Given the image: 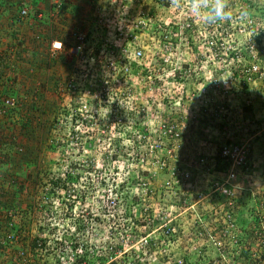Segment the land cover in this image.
I'll use <instances>...</instances> for the list:
<instances>
[{"label": "rangeland", "instance_id": "obj_1", "mask_svg": "<svg viewBox=\"0 0 264 264\" xmlns=\"http://www.w3.org/2000/svg\"><path fill=\"white\" fill-rule=\"evenodd\" d=\"M25 1L22 18L0 0V264H264V0H230L223 23L259 26L222 59L196 32L164 38L200 24L190 0ZM99 16L128 33L85 81L71 34L100 54ZM234 144L249 162L228 207L213 190Z\"/></svg>", "mask_w": 264, "mask_h": 264}, {"label": "built area", "instance_id": "obj_2", "mask_svg": "<svg viewBox=\"0 0 264 264\" xmlns=\"http://www.w3.org/2000/svg\"><path fill=\"white\" fill-rule=\"evenodd\" d=\"M22 1V2H21ZM25 0H20V6L23 10L21 11V17L25 18L27 16V9L24 6ZM244 13V11H243ZM97 23L100 25H103V29L106 33V37H104L103 41H101V51L100 54L96 55V52H93V49L90 47V37L81 31H74L71 34V39L73 40L72 46H71V55L74 57H77L80 60V77L83 78L86 81V75L92 71L91 69L94 68L98 63L102 61L103 58H106L107 56H112L115 52V45L116 42L122 38L128 32H125L126 30L124 28L119 27V33L115 34L114 37L116 39H112L111 35L112 33L109 31V29L113 26V19H103L100 16L96 17ZM141 20V19H139ZM202 20V19H201ZM200 20V24L197 22H194V19L192 17L188 18H182V21H179V23L175 24V28L178 29L174 32L175 35L171 36H177L178 34L187 36L189 33L196 32L197 36H193V39L196 40V38L202 37L201 47L205 48V50L211 54L214 53L216 57L220 56L222 59V55L226 54V51L230 53V55H238L239 48L237 46L236 39L231 38V35L237 33V35H248L251 30L256 29L259 26L258 22H255L252 18H247L245 23L242 25H236V26H229L226 23L218 22L215 24H206L203 21ZM236 20V19H234ZM143 21V20H142ZM264 21V18L263 20ZM139 25H136L138 27ZM174 29V27H173ZM172 31V30H171ZM170 33V31H168ZM166 34L164 38L171 39L170 34ZM129 36H133V34H130ZM189 39V38H188ZM136 38L130 37L125 42H129V45H135L136 44ZM195 45V44H194ZM135 47V46H134ZM197 48V46L195 45ZM200 47V46H199ZM198 47V48H199ZM51 48L53 51H62L63 49V43L61 41H54L51 45ZM125 52L134 54L133 58L139 59L142 57L143 53L141 50H136L131 52L129 47L125 48ZM264 52V48H262L259 53ZM198 52H196L197 54ZM241 53V51H240ZM202 54H199V56ZM234 55V56H235ZM235 56V58H236ZM132 58V59H133ZM104 61V66L111 68L112 70L117 69L114 64L110 63L108 64V61ZM166 63V61H165ZM121 64V68L119 70V73L121 72L124 76L129 78L130 72L132 71V65H126L124 63ZM256 68L254 65L245 67L244 69H241L239 73H244L247 75L248 73H254ZM160 71V70H159ZM174 73V71L172 72ZM91 75V74H90ZM172 75V74H171ZM249 75V74H248ZM94 92V93H93ZM88 95H94L96 94L95 90L93 89V85L89 84V88L87 90ZM220 158L222 159V162L227 165L226 169L221 172L220 179L214 183L215 189L213 190V193L218 192L220 196H222L227 201V206L232 205V200L235 197V188H238L235 183H237V177L238 175L243 172V170L247 169V165L249 162V150L245 148V146L241 145H229L224 146L220 150ZM231 215L230 213L226 214L225 218L227 219V227L230 229L233 227L232 221H231ZM264 234V231H263ZM225 235V234H224ZM261 236V235H260ZM262 240V245L264 246V236L259 238ZM259 245L258 243H256Z\"/></svg>", "mask_w": 264, "mask_h": 264}, {"label": "clouds", "instance_id": "obj_3", "mask_svg": "<svg viewBox=\"0 0 264 264\" xmlns=\"http://www.w3.org/2000/svg\"><path fill=\"white\" fill-rule=\"evenodd\" d=\"M170 3L173 7L183 6L182 0H170ZM190 9L198 18L209 25L231 18L230 0H190Z\"/></svg>", "mask_w": 264, "mask_h": 264}, {"label": "crops", "instance_id": "obj_4", "mask_svg": "<svg viewBox=\"0 0 264 264\" xmlns=\"http://www.w3.org/2000/svg\"><path fill=\"white\" fill-rule=\"evenodd\" d=\"M260 124H261V126H262L263 128H262V130H260L256 135H254V138L260 136V137H261L260 140H262V139L264 138V122H262V123H260ZM261 135H263V136H261ZM262 141H264V139H263ZM261 143H264V142H261ZM261 143H258V142H257V145H258V147H261V152H262V154H263V152H264V144H261Z\"/></svg>", "mask_w": 264, "mask_h": 264}, {"label": "trees", "instance_id": "obj_5", "mask_svg": "<svg viewBox=\"0 0 264 264\" xmlns=\"http://www.w3.org/2000/svg\"><path fill=\"white\" fill-rule=\"evenodd\" d=\"M25 3H24V6H25V8L27 9V5H26V1H24ZM20 8H21V6H20ZM23 8V7H22ZM21 8V9H22ZM21 11H23V10H21ZM21 11L19 12V15L21 16ZM27 11H28V9H27ZM178 28L176 27V28H174L172 31H170V33H168V34H170V36L173 34V35H175V31L177 30ZM175 32V33H174ZM173 36H171V38H172ZM175 37V36H174ZM175 39V38H174ZM264 53V52H263ZM261 56H262V53H261ZM219 157H220V154H219ZM221 159V158H220ZM222 160V159H221ZM223 163V162H222ZM223 166H221L220 168H219V170L220 169H222L223 171L226 169V166L227 165H225L224 163L222 164ZM244 171V170H243Z\"/></svg>", "mask_w": 264, "mask_h": 264}]
</instances>
